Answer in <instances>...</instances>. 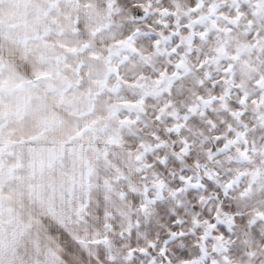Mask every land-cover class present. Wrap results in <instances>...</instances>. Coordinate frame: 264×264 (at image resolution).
I'll use <instances>...</instances> for the list:
<instances>
[{
  "label": "snow or ice",
  "instance_id": "snow-or-ice-1",
  "mask_svg": "<svg viewBox=\"0 0 264 264\" xmlns=\"http://www.w3.org/2000/svg\"><path fill=\"white\" fill-rule=\"evenodd\" d=\"M0 264H264V0H0Z\"/></svg>",
  "mask_w": 264,
  "mask_h": 264
}]
</instances>
